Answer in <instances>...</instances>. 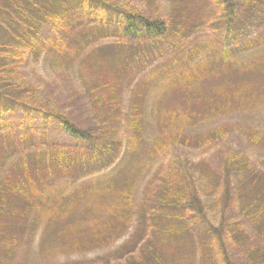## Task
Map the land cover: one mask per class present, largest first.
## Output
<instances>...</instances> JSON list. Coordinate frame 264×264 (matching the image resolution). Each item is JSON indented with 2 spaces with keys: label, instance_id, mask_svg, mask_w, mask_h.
<instances>
[{
  "label": "rangeland",
  "instance_id": "obj_1",
  "mask_svg": "<svg viewBox=\"0 0 264 264\" xmlns=\"http://www.w3.org/2000/svg\"><path fill=\"white\" fill-rule=\"evenodd\" d=\"M86 1L0 0V66L11 67L6 77L19 88L17 95L67 115L94 137L109 130L111 137L122 142L111 167L76 182L66 179L48 187L70 197L75 191L83 195L84 201L75 199L83 203L67 221L75 228L70 236L56 238L62 233L58 229L52 238L40 239L42 222L33 242L21 248L17 262L127 264L131 257L137 259L141 248L156 245L161 253L182 251L174 256L176 264H224L213 230L235 226L244 229L251 241L244 247L242 241L227 239L229 261L247 264L246 248L264 246V239L249 225L237 198L222 214L221 166L226 157L237 154L264 173V14L253 24L244 20L247 28L240 32V47L233 49L220 37L225 22L220 18L221 8L232 6L240 11L248 0H228L226 7L217 0ZM61 9L65 15L62 25L49 19L40 23L38 34L50 43L62 33L70 40L66 42L71 47L66 52L69 56L63 58L50 43L37 58L20 35L45 13L51 18ZM125 9L181 30L169 35L165 43L154 44L152 50L148 45L141 47V52H152L142 70L127 72L119 58L116 61V27L122 20L118 13ZM258 38L263 40L261 44L255 42ZM159 47L161 52L156 56L153 51ZM72 48H76L75 53ZM93 91L109 99L101 111L116 113L107 128L97 119ZM192 114L201 118L187 125ZM6 121L17 127L24 122L23 114L10 113ZM31 124L44 128L50 141L70 148L77 144L53 121L44 123L35 118ZM172 135L176 140H171ZM187 180L196 192L202 215L189 207L157 210L160 217L155 231L170 224L169 232L176 230L184 239L181 243L155 235L152 213L159 199L168 198L158 194L159 188ZM242 180V175L234 176L233 189ZM189 195L186 193V201ZM182 226L189 231L183 232ZM99 231L105 234L102 246L78 252L82 240L94 242L90 235L95 239ZM213 236L206 253L202 250L204 241ZM180 244L187 251L179 248Z\"/></svg>",
  "mask_w": 264,
  "mask_h": 264
},
{
  "label": "trees",
  "instance_id": "obj_2",
  "mask_svg": "<svg viewBox=\"0 0 264 264\" xmlns=\"http://www.w3.org/2000/svg\"><path fill=\"white\" fill-rule=\"evenodd\" d=\"M217 1L223 7L227 6L228 0ZM83 4L87 5V3ZM100 7L99 4L97 9ZM221 10L220 18L225 22L222 25L223 31L220 37L233 49H238L240 47L238 44L242 40L240 32L247 28L244 20L250 24L257 22L264 14V0H248L240 7V11H235L232 6L229 9L221 8ZM118 14L122 20L118 21L119 26L116 27V32L119 33L116 61L119 58L118 63L122 64L127 72L142 70L141 68L147 64L152 52H147V50L141 52L143 45L150 46L152 50L153 46H156L154 44L161 45L167 41L169 35L171 37V34L174 35L176 31L181 32L178 26L170 27L160 20L145 19L128 9L119 11ZM45 15L47 16L45 13L37 22L33 21L35 24H29L27 32L20 35L21 41L24 39L32 47V54L37 58L42 55L47 46L50 48V43L51 47L56 46L60 50L63 58H67L69 53L66 54V52L70 46L66 42L70 40L65 39L62 33H58L57 38L50 43L38 34L40 23H48L49 19L53 20L57 26H61L65 17L64 9L54 11L51 18ZM255 42L261 44L263 40L258 38ZM75 43L79 44V41L76 40ZM160 49V47L156 48L153 54L157 56L161 52ZM71 51L75 53L76 48H72ZM102 52L104 53L100 51L101 54ZM0 67V264H15L21 248L33 242L38 226L42 222L40 239H46L47 235L52 238L53 231L58 229L62 233L58 232L56 238H59V235L62 238L64 235L70 236L75 228L67 221L83 203V195L75 191L70 197L62 192L48 190V187L57 181L66 179L76 182L83 177L94 175L111 167L119 157L122 142L116 137H111L109 130L99 131V136L94 137L86 130L77 127L67 115L57 113L52 107L46 108L42 103L32 102L22 95H17L16 91L19 88L9 82L6 77L11 67L7 64ZM190 74L193 77L192 71ZM91 96L99 124L107 128L108 122L114 119L113 116L116 113L100 110L105 106L108 98L98 95L97 91H93ZM100 103H103L101 107L98 106ZM17 111L23 114L24 122L14 127L6 121V116ZM33 116H37L35 118L44 123L49 121L57 123L70 138L76 141V146L70 148L57 140L47 139L44 128L32 126L31 122L35 119ZM199 118H201L199 114L196 116L192 114L187 125L193 124V120ZM171 140H176V137L172 135ZM221 168L223 176V187L220 193L222 214H226L232 201L237 198L240 210L249 225L260 238L264 239V173L251 168L244 156L237 154L226 157ZM179 173L182 176V173ZM184 174L187 173L184 172ZM187 175H190V172ZM240 175L245 177V180L240 181L233 189L232 178ZM187 182L188 180L180 181L174 187L165 183L159 188L158 194H166L168 198L158 200L155 212L152 213L154 225H151V230H157L156 222L160 217L157 210L171 208L178 210L180 207H189L198 215H202V206L195 198L196 192L189 187ZM215 186L217 187V182ZM186 193L190 194L188 201H186ZM77 198L82 201L77 202L75 200ZM164 227L167 229L155 231V235L163 234L168 236V239H178L182 243L184 238L180 237L181 235L177 234L176 230L169 232L170 224ZM182 227L183 232L189 231V227ZM213 232L224 264H232L227 252L226 242L228 240L233 243L242 241L244 247L251 241L246 231L240 227L233 226L227 230L222 228L220 231L213 230ZM90 236L94 242L82 240L77 246L78 252L102 246L101 240L105 238L104 233L97 232L95 239L92 234ZM211 239L213 240L214 236L204 241L202 250L206 253L209 252L208 246L212 242ZM148 244L151 247L150 241ZM64 247L68 249L66 242ZM179 248L187 251V247L182 244ZM178 252L182 251L175 249L166 254L161 253L156 245L151 248L145 246L140 249L137 259L131 257L129 259L131 261L127 260V264H176L174 256L178 257ZM245 256L247 264H264V246L246 248ZM17 264L20 263L17 262Z\"/></svg>",
  "mask_w": 264,
  "mask_h": 264
}]
</instances>
